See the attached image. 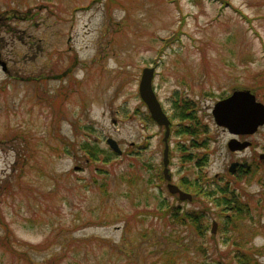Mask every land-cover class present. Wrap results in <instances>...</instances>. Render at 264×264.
<instances>
[{"label":"rangeland","instance_id":"rangeland-1","mask_svg":"<svg viewBox=\"0 0 264 264\" xmlns=\"http://www.w3.org/2000/svg\"><path fill=\"white\" fill-rule=\"evenodd\" d=\"M114 1L0 0V264H239L237 250L264 264V125L232 152L211 113L234 89L264 103V0ZM143 67L170 121L168 182L192 194L179 179L198 169L204 188L227 185L242 210L227 225L219 207L203 232L162 218L179 200L163 177L164 127L139 96ZM179 97L206 125L200 169L179 149L192 139L175 133ZM83 142L114 155L92 160ZM192 195L183 209L207 204Z\"/></svg>","mask_w":264,"mask_h":264},{"label":"trees","instance_id":"trees-1","mask_svg":"<svg viewBox=\"0 0 264 264\" xmlns=\"http://www.w3.org/2000/svg\"><path fill=\"white\" fill-rule=\"evenodd\" d=\"M108 1V2H107ZM102 2V0H100ZM108 5L112 4V2H115L114 0H106ZM253 92V91H252ZM256 95V94H255ZM60 95L57 96L59 98ZM174 103V114L172 118H176L179 120L178 124L179 127L175 129V133L177 134H184V135H190L192 139L189 140L188 145H180V150H182V157L186 159L193 160L195 159L199 160L197 162V167L200 169L202 167V162L205 159L204 156H194L192 155V147H201V146H206L205 140L200 141V139H197L196 136L199 135L200 133H203V128L204 131H206L205 126L202 125L197 117L196 114V108L191 104L192 102L188 98H177L175 99ZM188 150L186 151V148ZM81 149L85 151L86 154L90 156V158L93 160H101L102 162H108L109 160L112 159V155L107 156L108 154H103L102 150L98 149V145H93L90 143H85L83 142L81 144ZM192 152H191V151ZM98 153H102L103 156H99ZM98 156V157H97ZM95 168H100V167H95ZM198 172V175H196L197 179L195 180H189L186 175L181 176V179L179 180L180 184H183L185 190H191L192 191V196H198L200 195V199L206 200L207 204H203L202 208L198 209H193V208H187L183 209L181 207V201H179L178 205H170L168 206L167 203L163 202L161 207L163 208V215L162 218H167L166 216L168 215L172 220V222H177L181 223L183 225H189L193 224L198 228L197 232H203L204 229H206L208 226L206 225L203 227L205 224L201 223L202 220L206 216V212L212 208V207H219V216L220 220H222L223 217H226V221H221L222 225H227V222H231L234 220V218L237 215H240V205L238 201L234 198V195L232 196H226L223 195V193L227 192L228 186L224 184V186H217L216 189H209V188H204V185L207 183L202 182L200 177H202V172L200 173L199 170H196ZM203 183V184H202ZM217 193H221L222 195H216ZM234 192V191H233ZM167 205V206H166ZM227 208L232 209V213H230V216L225 213L227 211ZM166 210V211H165ZM162 211V209H160ZM165 211V212H164ZM234 213H238L237 215H234ZM201 224L199 227L198 225ZM8 235V229H6V235L5 236H0V245L2 246H8V239H6V236ZM252 254L246 252V251H241L237 250L235 252V259L239 264H257V261L254 257L250 256ZM30 264H37L34 263L32 260L28 259Z\"/></svg>","mask_w":264,"mask_h":264},{"label":"water","instance_id":"water-1","mask_svg":"<svg viewBox=\"0 0 264 264\" xmlns=\"http://www.w3.org/2000/svg\"><path fill=\"white\" fill-rule=\"evenodd\" d=\"M2 70H5L6 65L0 60ZM154 77V67H143L138 83V92L141 100L145 103L151 118L159 125L164 127V149L162 162L164 165L163 174L167 180L171 179L168 173L167 164L168 158V137L170 134V121L156 97L152 88V80ZM212 116L214 122L226 128L231 134L246 135L254 133L258 127L264 125V103L256 99L254 93L249 89H235L230 95L216 101L212 108ZM106 142L109 147L115 152L120 153L117 143L112 138H107ZM250 142L248 140L240 141L237 138H231L227 146L231 151L242 150L246 148ZM264 159V154L260 155ZM236 162L230 164L229 170L233 171ZM246 166V163H244ZM170 193H178L180 200L191 199V195L180 190L177 185L168 183Z\"/></svg>","mask_w":264,"mask_h":264},{"label":"flooded vegetation","instance_id":"flooded-vegetation-1","mask_svg":"<svg viewBox=\"0 0 264 264\" xmlns=\"http://www.w3.org/2000/svg\"><path fill=\"white\" fill-rule=\"evenodd\" d=\"M223 128V127H222ZM225 129V128H224ZM227 130V129H226ZM228 131V130H227ZM229 132V131H228ZM255 133V132H254ZM253 133V134H254ZM232 137L234 136L235 138H237V139H239V140H242V139H244L246 136H250V135H252V134H250V135H243V134H241V135H232V134H230ZM231 137V138H232ZM230 138V139H231ZM250 145H251V143H250ZM249 147V146H248ZM259 159H261V157H260V154H259ZM262 160V159H261ZM263 161V160H262ZM236 169L237 168H235L234 170H233V172H229L231 175H236V173H235V171H236ZM241 171H244L243 169L242 170H240L239 172H241ZM180 180V179H179ZM182 187L183 186H185V185H183V184H180ZM185 189V188H184Z\"/></svg>","mask_w":264,"mask_h":264}]
</instances>
